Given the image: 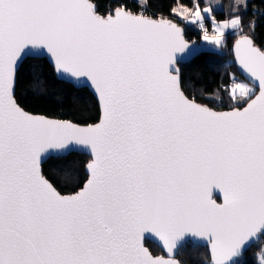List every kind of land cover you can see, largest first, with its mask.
<instances>
[{"label": "snow or ice", "instance_id": "6c2138e0", "mask_svg": "<svg viewBox=\"0 0 264 264\" xmlns=\"http://www.w3.org/2000/svg\"><path fill=\"white\" fill-rule=\"evenodd\" d=\"M241 2L225 17L216 0H175L169 16L146 15L149 0H0V264H179L187 239L208 264L253 247L264 264V46ZM186 27L233 55L211 92L182 80ZM43 57L91 92L96 122L18 102L20 62ZM73 151L88 159L61 187L42 165Z\"/></svg>", "mask_w": 264, "mask_h": 264}, {"label": "trees", "instance_id": "16d2710c", "mask_svg": "<svg viewBox=\"0 0 264 264\" xmlns=\"http://www.w3.org/2000/svg\"><path fill=\"white\" fill-rule=\"evenodd\" d=\"M224 4L230 0H222ZM100 11L107 7V0H98ZM191 6L192 0H182ZM205 3L206 0H204ZM133 0H129L131 6ZM150 6L146 15L169 16L175 0H149ZM135 10V9H133ZM220 12V11H217ZM226 17L225 11H222ZM244 24L254 22L257 43L264 46V0H247V10L244 13ZM183 26V25H182ZM249 30L250 29H247ZM185 37L193 43H207L199 32L186 27ZM224 55L201 54L192 61L181 65V77L188 91L199 95L202 92L213 91L227 74L235 70L232 53L225 48ZM16 97L27 111L33 114L45 115L50 118L67 119L78 124L94 123L97 118V104L93 95L84 89L59 80L54 69L45 59L31 58L26 60L17 73ZM87 155L71 153L66 157L50 158L43 165L44 173L60 186L65 184V176L69 173L82 174ZM146 246L156 254L160 248L150 241ZM257 249L251 248L242 258L241 264H252ZM209 251L206 247L191 243L183 246L178 253V259L183 264H207Z\"/></svg>", "mask_w": 264, "mask_h": 264}, {"label": "water", "instance_id": "95a60500", "mask_svg": "<svg viewBox=\"0 0 264 264\" xmlns=\"http://www.w3.org/2000/svg\"><path fill=\"white\" fill-rule=\"evenodd\" d=\"M185 34H186V30H185ZM186 39V37H185ZM187 40V39H186ZM190 44V52L186 55L185 59H183L180 64L178 65L179 68L181 67V65L183 64H186L190 61H192L193 59H195L196 57H198L199 55L201 54H215V55H218V56H223L224 53L223 51H220V50H217L214 46L208 44V43H193V42H190L189 40H187ZM28 59H31V58H25L23 61L20 62L19 66H18V69H17V73L18 71L20 70L21 66L23 65V63L28 60ZM36 59H45L47 60V62L51 65V62L48 60L47 57H43V58H36ZM51 67L54 69V67L51 65ZM55 71V70H54ZM180 73H181V69H180ZM57 78L63 82H66V83H69L71 85H73L74 87H76L77 89H84L83 86L81 84H78L77 82H75L74 80H69V79H65V78H62L60 76L57 75V73L55 72ZM16 83H17V75H16ZM90 92V91H89ZM15 93H16V87H15ZM91 93V92H90ZM39 115V114H38ZM50 118V117H49ZM53 119H57V118H53ZM73 122V121H72ZM75 123V122H73ZM81 126H84V124H80ZM71 153H81V154H84V155H87L86 153H82L80 151H73V152H68V153H58V152H53L48 158L45 159L44 163L46 161H48L50 158L54 157V158H58V157H66L68 156L69 154ZM43 163V165H44ZM42 165V167H43ZM146 241H150L152 243H154L155 245H157L162 254H165L162 249H161V245H160V242L158 240H156L155 238H152V237H148L146 239ZM145 241V243H146ZM188 243H191L193 245H197V246H201V247H205L204 244L200 241H197V240H191V239H187L185 240L184 242H182L179 247L175 250V259H177L179 261V264H183L179 259H178V253H179V250L185 246L186 244ZM207 248V247H206ZM209 251V250H208ZM249 251V250H248ZM208 264V262H207Z\"/></svg>", "mask_w": 264, "mask_h": 264}, {"label": "rangeland", "instance_id": "374dc122", "mask_svg": "<svg viewBox=\"0 0 264 264\" xmlns=\"http://www.w3.org/2000/svg\"><path fill=\"white\" fill-rule=\"evenodd\" d=\"M206 2L208 3V0H206ZM216 2L223 6L222 9L221 8H216V11H225L226 14L228 15L229 6L234 3V0H230V2H228L227 4H224L222 0H216ZM246 3H247V0H246ZM240 11L243 12V13L246 12L245 8H244V0H242V2L240 4ZM188 28H191V29L195 30L196 32H199V30L195 29L194 27H188ZM204 42H206V41H204Z\"/></svg>", "mask_w": 264, "mask_h": 264}, {"label": "flooded vegetation", "instance_id": "af4514ba", "mask_svg": "<svg viewBox=\"0 0 264 264\" xmlns=\"http://www.w3.org/2000/svg\"><path fill=\"white\" fill-rule=\"evenodd\" d=\"M160 254H162V252Z\"/></svg>", "mask_w": 264, "mask_h": 264}]
</instances>
